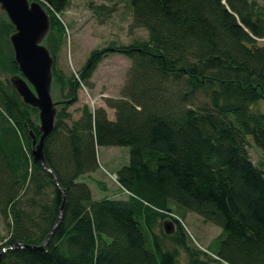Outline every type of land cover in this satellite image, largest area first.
<instances>
[{
  "label": "trees",
  "instance_id": "16d2710c",
  "mask_svg": "<svg viewBox=\"0 0 264 264\" xmlns=\"http://www.w3.org/2000/svg\"><path fill=\"white\" fill-rule=\"evenodd\" d=\"M44 1L50 28L42 44L61 99L43 155L58 185L31 155L37 110L9 81L19 74L14 27L0 10V251L25 245L7 249L0 264H178L181 251L189 264H264V171L246 138L264 155V113L252 107L264 99V50L254 40L264 37V4L127 0L131 26L147 39L93 49L66 75L56 62L68 3ZM111 52L130 60L119 96L104 98L113 119L86 104L72 119L77 89ZM98 146L129 147L114 174L125 198L93 199L82 180L98 169ZM60 188V221L37 249L57 219ZM185 211L220 228L206 249L190 242Z\"/></svg>",
  "mask_w": 264,
  "mask_h": 264
},
{
  "label": "rangeland",
  "instance_id": "374dc122",
  "mask_svg": "<svg viewBox=\"0 0 264 264\" xmlns=\"http://www.w3.org/2000/svg\"><path fill=\"white\" fill-rule=\"evenodd\" d=\"M66 1L67 7L59 13L66 25V41L56 62V66L66 75L77 73L93 49L111 44L126 45L148 37L144 28L131 26V7L127 0ZM256 1L264 4V0ZM254 40L264 50V37ZM129 65L130 60L124 55L109 53L97 65L89 80L81 83L77 89L76 101L67 108L71 118H77L81 107L86 104L91 110L99 106L105 108L108 118L113 119V109L105 105L104 98L119 96ZM0 76H3L1 72ZM50 94L54 101L61 99L58 84H52ZM252 107L264 113V99L258 100ZM246 138L251 160L264 171V155L249 135ZM128 152V146L96 148L98 169L82 177L90 187L93 199L126 197V193L114 180V174L119 167L127 164ZM183 223L190 242L202 249H206L220 232L218 226L204 221L200 215L191 211H185ZM6 234L7 226L0 216V236ZM178 264H189L182 251L178 256Z\"/></svg>",
  "mask_w": 264,
  "mask_h": 264
},
{
  "label": "water",
  "instance_id": "95a60500",
  "mask_svg": "<svg viewBox=\"0 0 264 264\" xmlns=\"http://www.w3.org/2000/svg\"><path fill=\"white\" fill-rule=\"evenodd\" d=\"M0 9L14 27L9 41L13 49L14 60L18 65L19 74L10 76L9 81L21 100L37 110L39 137L29 130L31 138V155L44 170L49 172L53 181L57 179L46 164L43 155V145L46 137L54 128L55 114L60 100L51 98L52 86V57L42 40L49 31V18L42 5L35 0H0ZM62 193V202L57 219L44 241L37 249H42L49 240L54 228L58 225L64 207L66 195ZM25 247L21 242L4 247L0 251V258L7 249ZM28 247H31L28 245Z\"/></svg>",
  "mask_w": 264,
  "mask_h": 264
},
{
  "label": "built area",
  "instance_id": "2783aa9c",
  "mask_svg": "<svg viewBox=\"0 0 264 264\" xmlns=\"http://www.w3.org/2000/svg\"><path fill=\"white\" fill-rule=\"evenodd\" d=\"M35 1H37V2H41V3H43V4H46V2L44 1V0H35Z\"/></svg>",
  "mask_w": 264,
  "mask_h": 264
}]
</instances>
